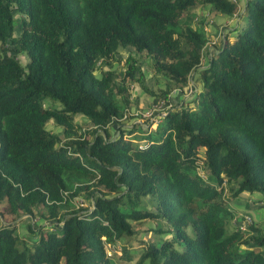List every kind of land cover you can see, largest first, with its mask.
I'll list each match as a JSON object with an SVG mask.
<instances>
[{"label":"trees","instance_id":"1","mask_svg":"<svg viewBox=\"0 0 264 264\" xmlns=\"http://www.w3.org/2000/svg\"><path fill=\"white\" fill-rule=\"evenodd\" d=\"M238 1L0 0V264H120L104 244L130 237L143 219L163 222L169 237L142 245L135 264H264L241 248L264 247V234L226 232V202L257 193L264 206V0ZM194 7L239 19L205 65ZM118 48L148 56L162 84L152 92L126 57L122 78L166 106L153 129H141L142 145L129 139L139 126L121 121L129 113L116 75L95 73ZM196 71L198 89L171 107L170 93ZM75 197L88 206L73 208ZM34 212L39 231L27 225L29 238L15 219Z\"/></svg>","mask_w":264,"mask_h":264},{"label":"rangeland","instance_id":"2","mask_svg":"<svg viewBox=\"0 0 264 264\" xmlns=\"http://www.w3.org/2000/svg\"><path fill=\"white\" fill-rule=\"evenodd\" d=\"M243 1L244 0L238 1V8L240 7V4H242ZM196 10V7L192 8L190 14L192 13L193 18H196L195 20H199V17L202 16L201 23L203 25L202 28L204 29L206 35V42L203 47L201 63H206L210 55L220 47L223 39L222 34L226 33V30L228 29H233L236 25V21L239 19L236 18V16H233L231 18L223 16L218 17V22L217 19L215 20V18L213 17L214 14H212V12L207 10L201 15L200 13H197ZM12 14L14 16L13 35L16 36L19 32L21 16L15 11H13ZM240 24H242L241 20ZM226 35H228L230 39L234 36L232 32H228ZM127 56H133L136 60V66L144 76L143 84L146 85L148 89L150 88L152 92H155V89L161 87L160 85L162 84L157 83L160 80L159 77L153 74L149 66L148 56L136 52L134 50L127 51L126 49L118 48L114 56V61H111V63L106 62V64L97 63L95 67V73L98 75L100 71H106L107 69H111V71L116 75L114 81L119 86H123L124 92H122L121 95L125 98L127 102L125 103L126 106L123 107V109L129 113V115H126V117L123 118L121 121L124 123V127L126 126L131 128L132 125H136V127L139 126L140 129L130 134L129 139H131L138 145H142L144 143V140L142 138L144 137L143 135L145 134V131H142L141 129H144L146 126L150 129H153L156 123L158 122V119H155V117H157L158 113L163 114L166 106L158 108L159 111L157 110V108L152 111L151 116L154 115L155 120L150 118L151 116L149 117V111H151V109L155 106L157 100L153 99L151 95L146 94L141 89H139L137 82L126 81L122 78L123 69L125 68L126 63L125 60ZM17 57L21 63H25L27 60L24 55H18ZM195 77V75L189 77L188 85L183 90V93L187 95V97L184 98L185 100L189 99L188 97L192 95L194 91L193 88H196V90L198 89L197 86H199V84ZM119 93H121V91ZM175 99L176 97H172L170 99L169 103L171 104V106L175 103ZM184 102L185 101H183L182 103ZM46 105L55 108H58L60 106L59 103L55 102L51 104L48 100L46 101ZM74 120L76 121L80 129L85 131H91V129H89L91 126L90 122L81 114L75 115ZM46 128L51 130L52 132H57L59 138L61 139L60 141L63 142L64 140H66L65 135H63L61 130L55 127L51 121L47 122ZM116 134L117 132H114L112 130L110 131V135L112 137H115ZM258 198L259 194L257 193H252L250 195L241 193L239 196H236L234 199L226 202V207L231 214V217L229 218L228 223L226 224V232L234 230L236 227L234 222H239L241 220L240 217L246 215L250 217L252 225L250 227L248 226L249 228H246L245 233L242 235V238L247 239L250 237L259 236L260 233L264 234V206L261 207L262 205H260V201ZM79 199H81L83 203L81 206L77 202ZM140 201L141 204L147 209H152L154 206V200H152V198L144 197L141 198ZM70 203L71 205H73V208L88 206L82 197H75ZM37 218L38 214L34 212V218H31L27 215H22L15 219L16 221H18V224L16 225L18 233L23 234L25 236H29V238L33 237L30 233L27 234V225H31L32 223V225L34 226L33 229L38 232L39 219ZM10 219L13 218L11 216L5 215L3 220L10 221ZM42 225H45V223H42ZM131 227L133 232L130 237H124L115 241L112 244H104L107 255L111 256L113 258V261L118 262L120 264H135L142 252V245L147 243L159 242L161 238L169 237V235H165L166 233H161V231L165 230L167 225H165L163 222L158 221L157 219H143L136 222H131ZM157 230H159V232ZM249 242V244L247 243V245L241 246V248H253L259 252L262 258H264V247L255 248L253 242ZM26 243H28V241ZM126 257H128V260H126ZM143 264L148 263L145 261Z\"/></svg>","mask_w":264,"mask_h":264},{"label":"built area","instance_id":"3","mask_svg":"<svg viewBox=\"0 0 264 264\" xmlns=\"http://www.w3.org/2000/svg\"><path fill=\"white\" fill-rule=\"evenodd\" d=\"M162 105H163V102L161 100H157L155 106L151 109V111H149V117L151 116L152 114V111H154L156 108L158 110V108H162ZM159 111V110H158ZM78 204L81 206L83 203L81 201V199H79L78 201ZM251 223V219L250 217L246 216V215H243V217L241 218V220L237 223V221L234 222L235 226H237V229L239 231H245L246 228L250 225Z\"/></svg>","mask_w":264,"mask_h":264},{"label":"crops","instance_id":"4","mask_svg":"<svg viewBox=\"0 0 264 264\" xmlns=\"http://www.w3.org/2000/svg\"><path fill=\"white\" fill-rule=\"evenodd\" d=\"M218 17L219 16H217V17H214L215 18V20L217 19V21H218ZM219 22V21H218ZM207 24H208V22H207ZM227 29V28H226ZM208 61V60H207ZM207 61H206V63H207ZM206 63H201L202 65H205ZM195 76H196V74H197V71L196 72H194L193 73ZM191 75V76H194V75ZM197 87H199V86H197ZM194 89V91L196 90V88H193ZM172 97H176V99H175V103L171 106V107H178V105L179 104H181L185 99V97H187V95H185L184 93H183V91L181 92L180 90H174V91H172L171 93H170V96H169V101H170V99L172 98ZM177 99H178V102H177ZM176 102H177V104H176ZM171 105V104H170ZM112 131H114V128L112 129ZM114 132H116V131H114Z\"/></svg>","mask_w":264,"mask_h":264}]
</instances>
